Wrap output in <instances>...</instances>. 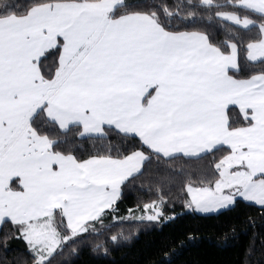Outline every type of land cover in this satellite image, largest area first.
Masks as SVG:
<instances>
[{
	"label": "snow or ice",
	"instance_id": "6c2138e0",
	"mask_svg": "<svg viewBox=\"0 0 264 264\" xmlns=\"http://www.w3.org/2000/svg\"><path fill=\"white\" fill-rule=\"evenodd\" d=\"M154 173L156 198L121 214ZM180 194V214L253 208L245 264L257 238L264 249V0H0V245L24 242L14 264L108 256L132 237L113 227L173 220Z\"/></svg>",
	"mask_w": 264,
	"mask_h": 264
},
{
	"label": "trees",
	"instance_id": "16d2710c",
	"mask_svg": "<svg viewBox=\"0 0 264 264\" xmlns=\"http://www.w3.org/2000/svg\"><path fill=\"white\" fill-rule=\"evenodd\" d=\"M203 163L182 159L174 162L176 168L184 167L194 173H198ZM165 175L161 170L159 176ZM150 182H157L155 173L138 178L134 185L125 189L120 203L121 214L123 209L137 203L138 197L143 200L156 198L147 191ZM141 184H144V190H141ZM171 191L176 196L179 186ZM183 198L186 197L180 194L174 206L169 204L165 207L166 213L174 210L179 214L173 220L160 225L125 223L113 227L112 232L123 228L125 235L131 232L132 237L118 246H113L110 255L97 256L84 249L78 256H57L54 264L61 260H66L68 264H245V252L252 239V230L245 228L244 217L254 214L255 210L241 202L236 209L221 212L219 215L193 214L189 210L180 214ZM231 227L236 229L235 238L229 231ZM257 231L264 235V227L258 225ZM189 232H195L194 240L187 239ZM180 241L184 243L181 244ZM173 248L175 251H172ZM262 250L264 249L260 239L257 238L252 254L247 257L249 264H264ZM163 252H169L170 255L165 258L162 256ZM20 254H26L24 242L21 240H12L7 249L0 245V264H14L15 258Z\"/></svg>",
	"mask_w": 264,
	"mask_h": 264
}]
</instances>
